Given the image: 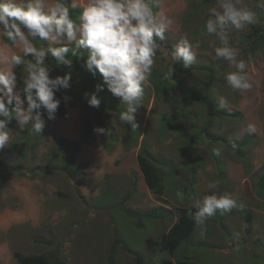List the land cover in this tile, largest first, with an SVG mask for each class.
<instances>
[{
    "label": "rangeland",
    "instance_id": "374dc122",
    "mask_svg": "<svg viewBox=\"0 0 264 264\" xmlns=\"http://www.w3.org/2000/svg\"><path fill=\"white\" fill-rule=\"evenodd\" d=\"M76 2L79 6L70 11L77 17L87 0ZM244 4L255 13L256 22L243 31L230 29L231 43L246 62L253 84L241 93L225 85L228 64L216 60L209 46L218 43L204 27L215 0H164L174 24L165 41L159 42L162 48L145 87L143 106L134 114L136 131L118 120L125 106L106 89L98 93L99 107L89 106L90 94L102 83L99 74L93 77L82 61L74 60L71 69L54 60L49 63L52 77L71 71L70 87L56 93L64 116L56 113L54 121L46 120L40 135L31 131V125L24 131L15 120L8 125L13 131L9 147L0 150V264H18L15 252L42 255L54 264L52 247L37 242L48 239L59 246L65 264H107L114 232L146 264H264V187L259 185L264 179V0H244ZM252 27L260 28L257 35ZM184 34L193 42L201 41L196 61L187 70L180 64L172 66L168 49ZM35 43L49 46L47 41ZM0 52L7 53L3 40ZM16 71L20 88L23 71ZM206 85L216 107L207 135L203 134L208 118L205 105L189 99L192 94L202 95ZM79 92L81 103L75 99ZM65 96L70 99L65 101ZM221 96L227 99L223 108ZM86 116L92 128L90 141L81 134ZM249 123L256 126L255 132L248 131ZM97 127L108 128L109 134L97 135ZM35 137L37 146L32 149ZM142 141L152 162L164 172L160 195L146 187L138 167ZM72 148L77 149L75 167L83 173L74 180L61 170ZM213 181L219 184L217 194L233 193L242 207L223 215L217 212L203 227L195 224L190 239L175 255L159 251L157 243L178 218L176 209L190 207L193 197L210 194L207 186ZM124 210L163 215L139 224V218L128 217ZM247 212L252 213L248 236L244 233ZM220 217L226 231L218 223ZM114 264L136 262L117 246Z\"/></svg>",
    "mask_w": 264,
    "mask_h": 264
},
{
    "label": "clouds",
    "instance_id": "9594fccd",
    "mask_svg": "<svg viewBox=\"0 0 264 264\" xmlns=\"http://www.w3.org/2000/svg\"><path fill=\"white\" fill-rule=\"evenodd\" d=\"M163 3L164 0H87L74 19L70 9L79 6L76 0H0V40L7 50L0 52V150L9 147L13 131L8 125L12 120L20 130L31 125V131L40 135L46 120L56 119L61 103L56 93L70 87L71 71L52 77V60L69 69L74 60L82 61V67L93 77L99 74L102 83L90 94L89 106L98 108V93L106 89L125 106L118 120L136 131L134 114L143 106L145 87L162 48L159 42L165 41V33L174 24ZM255 22V13L244 0H215L204 23L206 33L218 42L209 45L214 58L227 62L230 69L223 75L225 85L241 93L250 91L253 84L246 62L239 59V49L231 43L230 29L243 31ZM38 40L47 41L49 46L37 47ZM200 47V40L193 42L187 34L182 35L170 53L172 66L191 68ZM18 68L23 71L20 88ZM173 71L174 67H170ZM226 104L227 99L219 97L220 107ZM94 131L97 135L109 134L104 127ZM248 131L255 132L256 126L249 123ZM207 187L210 194L193 197L188 209V215L201 227L217 212L223 215L242 207L233 193L214 191L218 182H210ZM178 195L182 200L183 195Z\"/></svg>",
    "mask_w": 264,
    "mask_h": 264
},
{
    "label": "trees",
    "instance_id": "16d2710c",
    "mask_svg": "<svg viewBox=\"0 0 264 264\" xmlns=\"http://www.w3.org/2000/svg\"><path fill=\"white\" fill-rule=\"evenodd\" d=\"M70 15L74 19L76 18V14L73 11H70ZM251 29H253L252 33L254 35H257L259 32L258 30H260L259 27H252ZM259 38H262V36H260ZM168 49H169V52L172 51L170 48ZM54 69L58 71L57 67H54ZM160 86H162V84ZM160 86H157V89H159ZM209 87L210 85H206V87L205 86L203 87L204 89H203L202 95L192 94L189 98L190 101H201L205 105V109L207 111V116H208L207 123L205 127L203 128V134L205 135L209 133V129L212 126L211 118L213 116H216V113H215L216 107H215L214 101L209 96ZM82 95H83L82 92H79L75 98L76 101L81 103ZM57 115L60 117L64 116V110L59 107L57 111ZM81 134L85 141H90L91 136H92V128L88 120V116H86L85 120L83 121V125L81 127ZM37 140H38L37 137H35V139L33 140L32 146H31L32 149L36 148ZM76 152H77V149L72 148L67 160L61 167V170L72 180L83 176V173L80 172L75 167ZM136 160H137L138 167L143 175V179H144L146 187L152 193L156 195L162 194L164 190V186H163L164 172L162 169L158 168V165L156 163L152 162L151 155L145 149L144 141L141 142L140 148L136 155ZM132 178L133 180H132L131 188L134 190L136 188V179L134 177ZM259 185L264 187V179L259 182ZM188 209L189 207H180L176 209L178 218L169 227L167 232L162 235L161 240L157 243L156 247L159 251L168 250L171 255L172 254L175 255L176 252L178 251L179 246H181L184 242L190 239V236L195 227V222L193 221L192 217L188 215ZM114 210H116V208ZM192 211L194 212L195 209H192ZM124 213L128 217L135 216L139 218L137 219L138 221L137 223L139 224L142 219H157L159 216L163 215L162 213L158 214L156 211H150L142 215L135 213V212L128 211V210H124ZM218 223L221 229L226 231L221 217L218 218ZM251 226H252V213L247 212L244 218V233L246 236H248L251 233ZM141 228H142V225H141ZM37 242L45 243L52 247V259H53L52 261L54 264H65V262L61 258L59 246H57V244H55L51 239H48L45 241H37ZM117 246H120V248L125 253L133 257L136 264H146L142 256L133 252L128 247V245L118 236L116 232H114L113 240L108 250L107 264H114L115 250ZM148 248L151 249L152 245L149 244ZM13 256L16 259L18 264H48L42 255L23 256L19 254L18 252H15Z\"/></svg>",
    "mask_w": 264,
    "mask_h": 264
}]
</instances>
